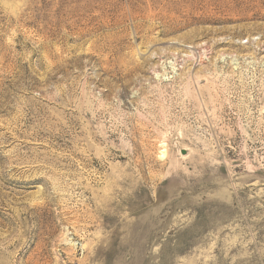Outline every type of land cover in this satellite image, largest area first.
<instances>
[{
    "label": "rangeland",
    "instance_id": "1",
    "mask_svg": "<svg viewBox=\"0 0 264 264\" xmlns=\"http://www.w3.org/2000/svg\"><path fill=\"white\" fill-rule=\"evenodd\" d=\"M0 264H264V0H0Z\"/></svg>",
    "mask_w": 264,
    "mask_h": 264
}]
</instances>
